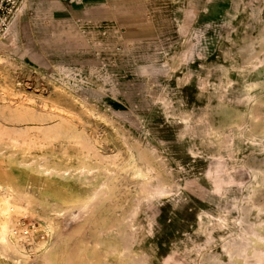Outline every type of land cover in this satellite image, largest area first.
Returning a JSON list of instances; mask_svg holds the SVG:
<instances>
[{
  "label": "rangeland",
  "instance_id": "374dc122",
  "mask_svg": "<svg viewBox=\"0 0 264 264\" xmlns=\"http://www.w3.org/2000/svg\"><path fill=\"white\" fill-rule=\"evenodd\" d=\"M27 1L0 47V129L31 139L27 158L47 153L64 166L104 135L102 154L139 148L156 179L110 198L104 213L118 219L104 228L103 207L67 209L59 223L56 209L22 201L34 242L17 262L0 245L6 263L264 264V248L249 244L264 237V0H120L101 29L41 17ZM61 183L65 195L98 188L74 172L48 189ZM82 219L84 232L67 236ZM44 241L52 248L36 253Z\"/></svg>",
  "mask_w": 264,
  "mask_h": 264
},
{
  "label": "bare ground",
  "instance_id": "6f19581e",
  "mask_svg": "<svg viewBox=\"0 0 264 264\" xmlns=\"http://www.w3.org/2000/svg\"><path fill=\"white\" fill-rule=\"evenodd\" d=\"M3 60L4 59L0 56V63H2ZM6 97V94L1 90L0 101L4 100ZM50 109L51 112L58 113L60 115H62V113L64 112L63 109L56 105L50 106ZM7 121L9 122V119ZM14 127L17 126L14 125ZM2 129H0V245L13 253L12 259L14 258L15 261L16 256L18 254H22L23 250L25 249V243L30 241L34 242L33 233L28 232L27 228L24 227L26 223L20 218L25 216L24 210L26 206L22 203V201H34L38 202L41 205H48L51 209H56L55 218H57L59 223H61L60 216H62L64 211H66L67 209L81 208L86 209L87 212H90L98 208L102 209L103 207L102 215L99 220L101 221V225L104 228V223L108 218L114 221V225L116 222L115 220L118 219L116 218V216H113L111 211H107L106 213H104V210L106 208L105 206L108 204V200L110 198H120V196H118V193L122 190L124 192V190L127 189L126 187H128L127 185L129 183L137 185L138 191H146V186L152 184V181L156 179L152 172L156 166L152 163V160L149 158L148 154L139 151V148L138 150L137 148H135L137 151L134 150V148L133 150H130L128 157L123 159H120V157L117 156L116 153L110 155L102 154L99 150L98 143L101 141L104 135H101L99 138L96 135L92 134L93 141L91 144L81 142L82 149L76 155L77 164H69L64 166L63 160L54 161L52 157L47 153L34 154L32 155V157L27 158L25 150L31 147V139H26V137L9 133L8 131H4V129ZM27 129L28 127L25 130L27 131ZM50 130L51 134H45L43 139L45 141L49 140V142H53V140L55 139V132L57 131H54L53 128H51ZM60 131L61 130H59V132ZM69 134L70 135H68V137H71V133ZM63 157L69 158V154L63 151ZM149 164H151V168L147 166ZM74 172H76V174L79 176L87 175L89 180L98 181V188L95 190V192L88 195H82L80 192H72L68 195H65L62 193V190L67 189V185L64 183H61L59 187L54 186L53 190L48 189V187L54 185L56 181L61 182L62 180L69 179ZM31 179L38 181L36 182ZM39 180H41L42 184L40 185L38 195H35L31 193V191L29 190V186L33 184L39 187ZM155 182L157 183V181ZM155 188L157 189L158 187ZM147 191H149V189H147ZM112 203L113 202H111L110 205ZM83 219L82 221H79V223L72 229L71 232H67L66 235H77L84 232L83 230L85 227V221H83ZM85 220L88 221L87 219ZM45 228L46 231L53 232V230L55 229L53 221L50 220L49 222H47ZM62 229L63 226L61 227L60 231H62ZM258 231L250 239V250L254 249V247L256 246L264 248V237H262L258 233ZM114 242L117 244L114 250L119 255V260H121L122 255L126 254V244L124 243V240L120 239L118 236ZM52 246L53 245L51 243H47L46 241H44L41 244H35L34 250L36 253H39L40 251H43L45 253L50 250ZM118 249L121 250L118 251ZM85 256L88 260H90L92 255L89 253H85ZM43 259V261L47 264H54V258L48 259L45 256ZM0 264L7 263L5 262ZM66 264H74V262L71 259ZM86 264H90V261H88V263Z\"/></svg>",
  "mask_w": 264,
  "mask_h": 264
},
{
  "label": "crops",
  "instance_id": "0c3cea01",
  "mask_svg": "<svg viewBox=\"0 0 264 264\" xmlns=\"http://www.w3.org/2000/svg\"><path fill=\"white\" fill-rule=\"evenodd\" d=\"M120 0H33L30 8L41 17H51L61 21H74L84 26L101 29L116 18L123 9ZM26 0V4H27ZM1 249V248H0ZM0 263L6 262L1 255Z\"/></svg>",
  "mask_w": 264,
  "mask_h": 264
},
{
  "label": "built area",
  "instance_id": "2783aa9c",
  "mask_svg": "<svg viewBox=\"0 0 264 264\" xmlns=\"http://www.w3.org/2000/svg\"><path fill=\"white\" fill-rule=\"evenodd\" d=\"M24 0H0V47L7 39Z\"/></svg>",
  "mask_w": 264,
  "mask_h": 264
}]
</instances>
